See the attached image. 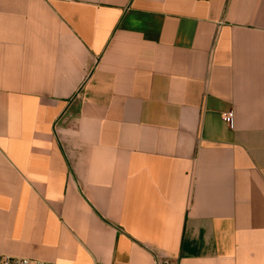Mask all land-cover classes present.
<instances>
[{
	"label": "crops",
	"instance_id": "crops-1",
	"mask_svg": "<svg viewBox=\"0 0 264 264\" xmlns=\"http://www.w3.org/2000/svg\"><path fill=\"white\" fill-rule=\"evenodd\" d=\"M0 256L264 264V0H0Z\"/></svg>",
	"mask_w": 264,
	"mask_h": 264
},
{
	"label": "built area",
	"instance_id": "built-area-1",
	"mask_svg": "<svg viewBox=\"0 0 264 264\" xmlns=\"http://www.w3.org/2000/svg\"><path fill=\"white\" fill-rule=\"evenodd\" d=\"M224 120L230 124L231 126L234 125V114L227 113L224 115ZM0 264H51L47 262L32 260L29 258H22V257H12V256H0ZM156 264H168L165 260H159Z\"/></svg>",
	"mask_w": 264,
	"mask_h": 264
}]
</instances>
